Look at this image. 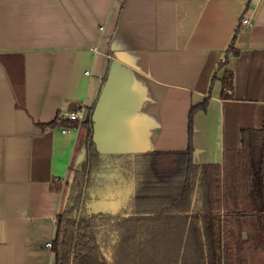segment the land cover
Segmentation results:
<instances>
[{"label": "crops", "instance_id": "1", "mask_svg": "<svg viewBox=\"0 0 264 264\" xmlns=\"http://www.w3.org/2000/svg\"><path fill=\"white\" fill-rule=\"evenodd\" d=\"M207 95L191 159L220 164L242 129L263 124L264 0H0V264H55L48 243L90 109L101 154L184 150L189 109ZM69 111L77 125L42 127ZM120 178L98 207L123 206L133 185Z\"/></svg>", "mask_w": 264, "mask_h": 264}, {"label": "trees", "instance_id": "2", "mask_svg": "<svg viewBox=\"0 0 264 264\" xmlns=\"http://www.w3.org/2000/svg\"><path fill=\"white\" fill-rule=\"evenodd\" d=\"M235 35L225 53H235ZM221 82V96L231 98V71ZM208 100L189 109L186 149L141 154L99 153L89 110L80 122L85 151L70 168L51 242L55 264H249L250 249L264 251V119L241 130V146L225 149L220 164H195L192 116ZM127 173L133 186L123 206L99 208Z\"/></svg>", "mask_w": 264, "mask_h": 264}, {"label": "built area", "instance_id": "3", "mask_svg": "<svg viewBox=\"0 0 264 264\" xmlns=\"http://www.w3.org/2000/svg\"><path fill=\"white\" fill-rule=\"evenodd\" d=\"M249 1V0H246ZM250 24V19L249 17H243L241 19V25H249ZM221 61H223V57L221 58ZM67 119H76L78 121H80L81 116L79 115V113L77 111H69L66 113ZM49 246H51V243H48Z\"/></svg>", "mask_w": 264, "mask_h": 264}, {"label": "water", "instance_id": "4", "mask_svg": "<svg viewBox=\"0 0 264 264\" xmlns=\"http://www.w3.org/2000/svg\"><path fill=\"white\" fill-rule=\"evenodd\" d=\"M104 197L105 198H108L109 196H107V195H104ZM111 198H113V196L111 197ZM104 204V205H103ZM102 205V207L99 205V208H101V209H112V208H108V206H107V203H102L101 204ZM107 206V207H106Z\"/></svg>", "mask_w": 264, "mask_h": 264}, {"label": "rangeland", "instance_id": "5", "mask_svg": "<svg viewBox=\"0 0 264 264\" xmlns=\"http://www.w3.org/2000/svg\"><path fill=\"white\" fill-rule=\"evenodd\" d=\"M83 152H84V149H82V153ZM67 179H69V178H67ZM65 188H66V185H65ZM261 252H262V255H264V251H261ZM250 263L251 264L253 263L252 258H250ZM256 264H264V261H262V262L257 261Z\"/></svg>", "mask_w": 264, "mask_h": 264}]
</instances>
